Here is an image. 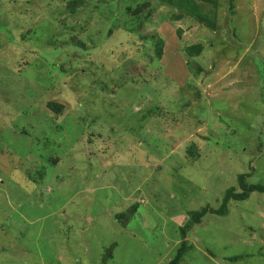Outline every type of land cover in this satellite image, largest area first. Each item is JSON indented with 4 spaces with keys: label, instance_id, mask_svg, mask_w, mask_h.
Here are the masks:
<instances>
[{
    "label": "rangeland",
    "instance_id": "obj_1",
    "mask_svg": "<svg viewBox=\"0 0 264 264\" xmlns=\"http://www.w3.org/2000/svg\"><path fill=\"white\" fill-rule=\"evenodd\" d=\"M192 1L0 0V264H264L263 194L180 235L264 187V0Z\"/></svg>",
    "mask_w": 264,
    "mask_h": 264
},
{
    "label": "trees",
    "instance_id": "obj_2",
    "mask_svg": "<svg viewBox=\"0 0 264 264\" xmlns=\"http://www.w3.org/2000/svg\"><path fill=\"white\" fill-rule=\"evenodd\" d=\"M164 1L166 3H170L169 0L168 2L166 0H163V2ZM175 6L193 15L200 23H206V18L202 15L200 9L192 0H177ZM162 41L163 39L161 40V42ZM200 51H201L200 46H190L186 49V52L189 58L199 55ZM155 57L156 59L161 58V50L157 49V51L155 52ZM148 112H149V115L153 114L155 116V113L152 109H150ZM157 116H160V115H157ZM191 153H192V150L189 149L187 151L186 158L188 160L191 159L190 161L192 163V161H194V156ZM249 177L250 175L249 176H246V175L238 176L237 180H238V187H239L240 192L235 193L233 190L228 191L225 194L222 200V204L218 210H211L209 208H205L201 210L199 213L191 216L189 220L187 221V223L184 225V227L180 230L181 237L184 238L186 233L190 231L191 228H193L195 225L200 224L202 219L205 218L207 215L225 216L227 214V207L230 201H235V202L245 201L250 197L251 194H254V193L264 195V187L247 184L246 179H248ZM130 216H131L130 214L124 213L122 219L119 220V222L123 223L124 225ZM188 250L189 248L186 245V243L182 242L180 244V247L176 250L174 257L171 260H169V262L166 264H181ZM233 261H237V259H234Z\"/></svg>",
    "mask_w": 264,
    "mask_h": 264
}]
</instances>
